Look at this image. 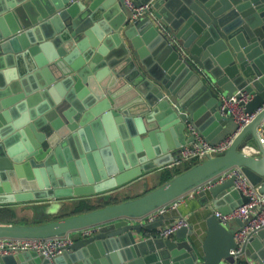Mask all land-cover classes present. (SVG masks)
Here are the masks:
<instances>
[{
    "label": "water",
    "instance_id": "water-1",
    "mask_svg": "<svg viewBox=\"0 0 264 264\" xmlns=\"http://www.w3.org/2000/svg\"><path fill=\"white\" fill-rule=\"evenodd\" d=\"M97 1L0 0V65L11 59L8 53L24 51L15 56L17 68L25 69L32 60L37 67L31 69L34 73L28 74V79L20 77L21 82L32 83L24 85L19 96L36 103L38 114L54 112L53 118L45 120L40 115L38 120H30L23 130L8 138L5 132L18 123L12 120L13 115L7 117L5 110L0 112L3 148L0 158L6 161L0 165V203L46 201L37 207V223H0V236H48L93 228L52 259L43 260L34 251H22L2 256L0 262L20 264L17 259L20 261L31 252L38 264H233L229 250L235 245L236 227L230 221L221 223L213 212L200 211L205 223L202 234H196V227L187 220V226L175 231L176 242L156 234L138 240L134 237L133 231L139 233L143 226L155 228L169 223L164 220L169 213L145 222L132 221L139 212L161 204L230 165H240L252 183L264 184V144L259 141L260 135L264 142V0H155L156 16L167 25L168 32L154 26L152 17H147L145 23L142 17L132 20L130 11L120 0H115V7L122 10L121 19L108 23L109 29L102 35H95L97 20L92 27L89 20L94 17ZM104 15L105 21L107 15ZM175 30L179 32L174 33ZM182 32L189 37L181 35ZM168 34H174L177 41L170 42ZM152 37L154 40L149 43ZM46 45L50 49L46 60L41 61L36 53ZM115 66L130 67L133 71L140 68L143 73L151 74L154 82H149L151 87L147 89L150 100L138 101L123 90L114 93L107 86L100 93L98 103L75 100V90L81 92L89 84L87 76L94 74L99 82L101 74L112 76ZM191 80L196 89L183 91ZM13 83L8 85L7 95L0 94L1 109L15 97L8 96L9 93H19ZM197 89L201 97L196 101L204 100L198 105L190 100ZM238 89L252 94L245 103L248 113L262 108L223 154L206 158L139 197L40 222L42 216L58 208V199L109 193L134 176L177 159L185 142L191 139L187 122H192L209 140L213 135H218V139L229 135L236 129V123L220 114L219 96H229ZM44 96L50 97L46 100ZM150 101L153 108L148 109ZM44 107L47 109L41 110ZM261 122L262 128L257 129ZM62 126L64 131L60 129ZM111 126H117L125 137L127 161L125 158L119 161L114 155L117 159L114 164V157L104 154L105 148L113 146L111 137L115 132ZM169 126H173L172 132L179 133L177 140L167 136L170 141L162 146L161 139V147L150 155L149 137L153 139V134L161 137L163 131L167 135L165 130ZM145 132L148 136L139 137ZM19 135L28 143L25 148ZM105 135L110 141L108 146ZM81 136L88 142L81 144L78 141L83 139ZM244 139L258 147V155L239 149ZM164 141L165 138L163 144ZM89 164L92 172L87 168ZM72 165L75 171L68 169ZM232 181L228 178L202 190L203 194L213 196L215 209L226 211L248 200L231 188ZM231 196L234 203L221 208L219 198L228 200ZM38 212L42 214L39 216ZM254 238L245 245V264H264V247H254L257 253L251 250ZM8 258H12L11 262Z\"/></svg>",
    "mask_w": 264,
    "mask_h": 264
},
{
    "label": "crops",
    "instance_id": "crops-1",
    "mask_svg": "<svg viewBox=\"0 0 264 264\" xmlns=\"http://www.w3.org/2000/svg\"><path fill=\"white\" fill-rule=\"evenodd\" d=\"M87 1H90V0H87ZM136 1H142V0H136ZM116 5H117V2L115 0H98L97 1V3L94 6V9H95L94 17L89 20L90 21L89 22L90 27H92L94 22L97 20L98 30H97V32H95V35L97 33H100L102 35L104 32L108 31V29H109L108 23L116 22V20L121 19L122 10L117 9L115 7ZM156 13H158V9L153 7V10L150 13L144 14L142 16L143 23L147 22V19H146L147 17H152L153 22H154V26L157 25L158 27H160V29H162V31L168 32L167 25L164 24L161 21V19L156 16ZM104 14L107 15V17L105 18V21H104V16H105ZM173 32L177 33V32H179V30H175ZM35 35H36V33H35ZM181 35H183L185 37H189L188 33L182 32ZM106 36H109V34H107ZM153 40H154V37L150 38L149 43H152ZM168 40L170 42H176L177 37H175L174 34H172V35L168 34ZM17 43H18V45L21 44L19 39L17 40ZM48 48L50 49V46L46 45L45 49L41 48L40 51H37L36 55L38 56L39 60H41V61L46 60L45 57H47ZM12 50H13V48H12ZM23 53H24V51L22 53H20V52L19 53H13V52L8 53L7 56H9V58H11V59L8 62L4 63L3 65H0L1 66L0 67V94L5 93L7 95L8 92H6V91L9 90L8 85L13 83V82L16 83V84L13 83L14 88H16L19 91L18 94L9 93L8 96H15V97H12L13 100L10 103L6 104L7 107H5V109L0 108L1 109L0 112L4 113V110H5L7 117H10L13 115L12 120H16V122L18 123L16 126H13L12 129L7 130L5 132V137H7V138L10 137L11 135L15 134L17 131L23 130V128L29 124L30 120H34V119L38 120L40 115H41V113L38 114L37 111L35 110L36 103H29V101L24 96H19V94L23 93V91H24V87H25L24 85H28L29 83L30 84L32 83L28 80L23 83V82H21L20 77H23V78L26 77V79H28V74L34 73V70L31 71V69L37 67V64L34 63L32 60V61H30V63L27 64L25 69L19 70L20 68H17V67H19L17 65L18 60H16L15 56L16 55L20 56ZM21 59H22V56H21ZM122 64H123V62H122ZM201 71H202V73L204 72L203 70H201ZM112 73H113L112 76H108L107 73L101 74V76H100L101 80L99 82H97L95 80L94 74L87 76L89 84H87L85 89L81 92H77L75 90V92L73 93L75 100H77L80 103H83V101L88 102V104L98 103L99 99L101 98L100 93H102V92L104 93L103 89L105 88V86H107L109 88V90L114 92V93H117V92H120L121 90H123L128 96H131L132 98H134L138 101L144 100V102L146 103V101H148V98L150 100L151 96H148L147 89L151 87V84L149 82H151L152 84L154 82V80H152V78L150 76L151 74L149 75V74H147V72L143 73L140 70V68H136V71H133L132 68H130V67H118V66L114 67V70ZM115 73H117L119 75L117 76V75H115ZM191 82L192 83L189 84L186 88L183 87L182 90L187 91V90L196 89L194 87L195 86L194 81L191 80ZM100 84L102 86L99 89L98 86ZM197 91H198V89L193 92V98L190 99L196 105L200 104L199 102L201 100H202V102L204 101L203 99H199L198 101H196V99L201 97V93L197 92ZM66 93H68V92L66 91ZM183 93H185V92H183ZM53 95H54V91H51V96H53ZM44 97L47 100L46 97H50V96H44ZM9 98H11V97H9ZM219 98H221V96H219ZM117 101L119 102L120 100H117ZM151 102L152 101L149 102L148 109L153 108L152 105H150V104H152ZM192 102H190V103H192ZM10 108H12L13 112H11ZM46 109H47V107H44L41 110H46ZM131 109L136 110L135 108L134 109L131 108ZM45 113L46 112H44L41 115V116L45 117V120H47V118H53L54 117V115H53L54 112H50L47 110V114H45ZM138 113H135V114H138ZM4 117H6V116H4ZM26 120H28V121H26ZM104 125L105 124L103 123L102 126L105 128L106 126H104ZM172 127L173 126H169L168 129L165 130L167 135L164 134V131L161 132L162 138L160 136H158L157 134H155V135L153 134V139H151L149 137V143L148 144H149L150 155H153V153L155 151H157L158 148L161 147L160 143H159L161 141V139H162V146L167 145L166 142H168L170 140H172V141L177 140L176 137H177V134L179 135V133L172 132V129H171ZM110 128H111L112 132H115V135L111 137L112 142H113V146H110L109 148L107 147V149L104 147L105 148L104 154L106 155V157H114V155H116V157L119 161L123 158H125V160L127 161V158H126L127 154L125 152V148H124V144H123L125 137H122V135L118 131L117 126H113V127L111 126ZM60 129H61V131H64L65 127L62 126ZM180 135H181V131H180ZM145 136H148V133L145 132V133L139 134V137H145ZM167 136H169L170 140H167V138H166ZM213 136H214V138L211 141H215L216 139H217V141L221 140V139H218L219 138L218 135H213ZM81 137H83V139L78 138V141L81 144L83 142H85V143L88 142L85 136H81ZM18 138L22 140V143H23L22 146H24V148H25L26 144H28V143H25V141L23 140L22 137H20V135ZM164 138L166 139V141H164V144H163ZM105 139L107 141L106 144L108 146L110 141H109L107 135H105ZM28 140H29V138H28ZM13 141H14V139H13ZM0 142H2L1 139H0ZM10 143H12V141L9 142V144ZM238 147L240 150H242V151H244L250 155H258V153H259L258 147L254 143H252L246 139H244L242 142H240ZM2 150H3V148H2L1 143H0V157L2 156V153H3ZM161 151H164V149L161 148ZM116 157H114V160H113L114 164L115 163L117 164ZM5 163H6V161L5 160L2 161L0 158V165H3ZM109 163H110V161H109ZM119 163H122V162H119ZM171 166L172 165L166 164V165H163L157 169H152V170H149L147 172L144 171V172L134 176L133 178L123 182L122 184L114 187L109 193L99 192V193H95V195L110 194V193H113L115 191H118L119 189H121V190L122 189H124V190L129 189L130 193H138L144 189L145 185H147V183L144 182V179L148 175L154 174L157 171H160L164 168H168ZM87 168L92 172V167L90 164H89V166H87ZM68 169L71 171L76 170L74 165L69 166ZM190 188L191 187L186 188L185 190H183L179 194V195H181V194L184 195L181 202L173 211L165 212V213H169V214H166V216H164V220L166 222H172L177 217L186 216L187 220H189L192 223V225H194V227H196V234H202L205 231V223H204L203 215L200 214V211L205 210V211H210L212 213L213 210L215 209L213 204H212V201L214 198L210 194H203L202 191L201 192L195 191L191 196L188 194H185ZM91 195H93V194H91ZM76 197L77 196H72V197L58 199L57 200L58 208L54 209L47 216H45V217L42 216L40 222H45L48 220L51 221V220H56V219L62 218L61 214H63L64 211H61V208H60L61 207V204H60L61 201L64 199H72V198H76ZM234 201H235V198L232 196L228 200L223 199L222 197L219 198L220 206L223 209L225 207L233 204ZM44 203H46V201H42V200H34L31 202H23V201L22 202H17V201L1 202L0 203V209L1 208H8V209L14 208L15 209L16 207H19V206H29L30 207L29 213H31V217L29 219H27V216L15 217L14 215L12 216V212L10 210H9L10 211L9 213L4 211V210H0V223L1 224H15V225L35 224V223H37L35 221L36 211H38L37 207L41 204H44ZM144 212H146V211H141L138 214H136L135 215L136 217H134V220L132 222L138 223V222L147 221L148 220L147 218L141 216ZM38 214H39V212H38ZM41 214L42 213H40L39 216ZM55 214H58V216H60V217H54ZM124 219L129 220L128 217H126ZM230 222L233 223L231 225H233V226L235 225V227H237V223L235 221H230ZM159 227L160 226L155 227V228H148L147 226H143L139 233H136L135 231H133L134 237L137 240L138 239H145L147 237H150L153 234H156V231ZM261 232L262 233L259 234V236H257V234H255L253 236L255 238L252 241L253 245L251 244V250L253 252H256V253H257V251H255L254 247H256L257 249L260 246L264 247V229H262ZM163 239L164 240H172L175 242L177 241L175 234H172L168 237H164ZM16 254H14V255H16ZM252 254H255V253H252ZM11 259L12 258H8V262H11ZM42 259L44 260L45 258H42ZM35 260H36V255L29 252L27 257H25L24 259H22L20 261H19V259H17V262H20V264H38ZM0 264H3V262H0ZM39 264H42V263H39ZM254 264H257V263H254Z\"/></svg>",
    "mask_w": 264,
    "mask_h": 264
},
{
    "label": "built area",
    "instance_id": "built-area-1",
    "mask_svg": "<svg viewBox=\"0 0 264 264\" xmlns=\"http://www.w3.org/2000/svg\"><path fill=\"white\" fill-rule=\"evenodd\" d=\"M121 3L130 10L131 19L142 17L153 10L155 0H120ZM252 97V94L245 89H238L229 96H221L219 111L222 116L230 117L236 123V129L229 135L217 142L204 137L192 122H187L186 129L191 135V139L183 145L180 156L168 163L177 165L187 160H205L208 157L223 154L232 145L238 132L248 124L262 107L252 113L245 110V103ZM263 122L259 123L257 129H261ZM259 141L263 145V139L259 135ZM228 178H232V189L246 196V202H240L226 211L213 210V214L218 220L226 224L235 221L237 227L233 233L234 247L229 250L233 257V264H245V245L261 229H264V184L263 182L252 183L242 170L240 165H230L221 168L214 174L193 184L185 193L192 195L195 191L202 190L221 183ZM180 194V193H179ZM167 199L159 205L147 210L141 216L153 219L160 214L175 209L183 198V194ZM186 216H180L172 222L160 226L156 235L168 237L175 233L181 226H187ZM93 230L92 227H84L59 234L48 236H0V257L12 255L22 251H34L42 258L52 259L60 254L67 245L76 238L84 236Z\"/></svg>",
    "mask_w": 264,
    "mask_h": 264
},
{
    "label": "rangeland",
    "instance_id": "rangeland-1",
    "mask_svg": "<svg viewBox=\"0 0 264 264\" xmlns=\"http://www.w3.org/2000/svg\"><path fill=\"white\" fill-rule=\"evenodd\" d=\"M128 11H130L127 8ZM201 162V160H187L177 165H172L171 167L164 168L160 171H157L154 174L148 175L144 182L147 185L144 186V189L138 193H130L129 189H119L110 194L106 195H93L91 194H84L82 196H77L76 198L72 199H64L61 201V211H64L61 214L62 218L67 217L70 215H75L78 213H83L86 211H90L93 209L101 208L109 204L118 203L122 201H127L136 197H139L156 187L162 185L164 182L168 181L169 179L173 178L174 176L184 172L185 170L191 168L192 166L196 165L197 163ZM89 196V197H88ZM91 196V197H90ZM0 210H4L6 212H12V216H27V219L31 217V213H29L30 207L29 206H19L15 209H8V208H1ZM10 210V211H9ZM9 215V214H8ZM11 217V216H10ZM9 217V218H10ZM54 217H60L58 214H55ZM49 221V220H48ZM46 222V221H45Z\"/></svg>",
    "mask_w": 264,
    "mask_h": 264
}]
</instances>
